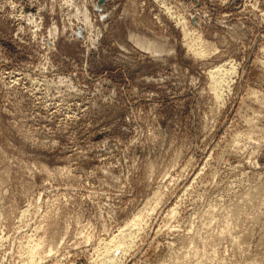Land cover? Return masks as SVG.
Instances as JSON below:
<instances>
[{
	"label": "rangeland",
	"instance_id": "rangeland-1",
	"mask_svg": "<svg viewBox=\"0 0 264 264\" xmlns=\"http://www.w3.org/2000/svg\"><path fill=\"white\" fill-rule=\"evenodd\" d=\"M0 264H264V0H0Z\"/></svg>",
	"mask_w": 264,
	"mask_h": 264
},
{
	"label": "bare ground",
	"instance_id": "bare-ground-1",
	"mask_svg": "<svg viewBox=\"0 0 264 264\" xmlns=\"http://www.w3.org/2000/svg\"><path fill=\"white\" fill-rule=\"evenodd\" d=\"M221 68H222V67H221ZM218 71H219V69H217L215 72L218 74ZM220 71H221V70H220ZM219 75H220V74H219ZM219 83H220V82H218L217 84L219 85ZM225 84H226V83H225ZM147 207H148V206H147ZM155 208H156V207H155ZM145 209H146V208H145ZM150 210H151V209H150ZM141 212H142V211H141ZM144 212H145V211H144ZM140 214H141V213H140ZM146 214H147V213H146ZM141 219H142V218H141ZM144 219H145V218H144ZM136 222H137V221H136ZM137 227H138V226H137ZM137 227H136V228H137ZM119 250H120V249H119ZM105 260H106V259H105Z\"/></svg>",
	"mask_w": 264,
	"mask_h": 264
}]
</instances>
